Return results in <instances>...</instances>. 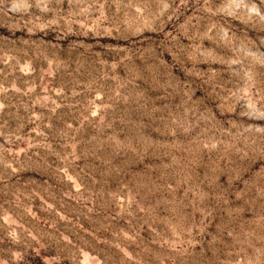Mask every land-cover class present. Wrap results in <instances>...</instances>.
Masks as SVG:
<instances>
[{"label":"rangeland","instance_id":"374dc122","mask_svg":"<svg viewBox=\"0 0 264 264\" xmlns=\"http://www.w3.org/2000/svg\"><path fill=\"white\" fill-rule=\"evenodd\" d=\"M0 264H264V0H0Z\"/></svg>","mask_w":264,"mask_h":264}]
</instances>
